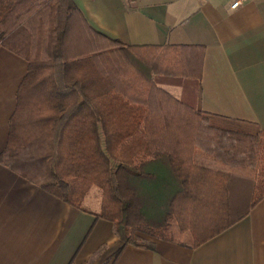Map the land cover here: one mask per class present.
Wrapping results in <instances>:
<instances>
[{"label":"trees","instance_id":"trees-1","mask_svg":"<svg viewBox=\"0 0 264 264\" xmlns=\"http://www.w3.org/2000/svg\"><path fill=\"white\" fill-rule=\"evenodd\" d=\"M0 46L27 61L0 164L125 245L196 248L264 200V128L196 109L202 47L124 46L73 0H0Z\"/></svg>","mask_w":264,"mask_h":264},{"label":"crops","instance_id":"crops-1","mask_svg":"<svg viewBox=\"0 0 264 264\" xmlns=\"http://www.w3.org/2000/svg\"><path fill=\"white\" fill-rule=\"evenodd\" d=\"M73 1L93 31L124 46L202 47L196 109L264 128V0L234 11L231 0ZM26 72L27 61L0 46V153ZM138 235L145 247L125 245L123 226L0 164V264H264V200L196 248Z\"/></svg>","mask_w":264,"mask_h":264},{"label":"rangeland","instance_id":"rangeland-1","mask_svg":"<svg viewBox=\"0 0 264 264\" xmlns=\"http://www.w3.org/2000/svg\"><path fill=\"white\" fill-rule=\"evenodd\" d=\"M31 24L34 25V24H36V22L31 21ZM244 190H245V192H244V196L242 198H239L238 193L234 194L233 191H231V194H233L232 198L235 201L234 206H235L237 214L239 213V211L240 212L243 211L248 204V200H247L248 198L245 197V195L248 193V190L246 189V187ZM138 243L145 245L146 242L141 238V239H138Z\"/></svg>","mask_w":264,"mask_h":264},{"label":"built area","instance_id":"built-area-1","mask_svg":"<svg viewBox=\"0 0 264 264\" xmlns=\"http://www.w3.org/2000/svg\"><path fill=\"white\" fill-rule=\"evenodd\" d=\"M246 2V0H231L229 3V9L231 11L237 10L238 8H240L244 3Z\"/></svg>","mask_w":264,"mask_h":264}]
</instances>
